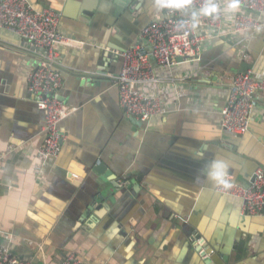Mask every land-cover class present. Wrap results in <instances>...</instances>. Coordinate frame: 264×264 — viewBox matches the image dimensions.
<instances>
[{
	"label": "crops",
	"instance_id": "obj_1",
	"mask_svg": "<svg viewBox=\"0 0 264 264\" xmlns=\"http://www.w3.org/2000/svg\"><path fill=\"white\" fill-rule=\"evenodd\" d=\"M28 1L58 13L60 32L82 44L55 46L58 96L74 110L59 123L60 154L42 161L44 115L27 88L40 51L0 27V242L34 264L69 252L92 264H264V217L243 215L206 177L217 158L249 186L264 165V88L248 133L220 124L234 73L264 75V26L235 33L222 5L225 23L196 60L155 67L163 108L139 121L108 73L119 70L115 52L161 17L154 0Z\"/></svg>",
	"mask_w": 264,
	"mask_h": 264
},
{
	"label": "built area",
	"instance_id": "obj_2",
	"mask_svg": "<svg viewBox=\"0 0 264 264\" xmlns=\"http://www.w3.org/2000/svg\"><path fill=\"white\" fill-rule=\"evenodd\" d=\"M224 1L218 0V3L222 6ZM199 3L200 0H193L194 5L198 6ZM239 9L230 17L233 32L251 33L264 26L257 16L264 14V0H240ZM247 10L255 11L256 14ZM58 18L59 14L52 9H34L28 0H0V27L21 36L40 51L41 61L29 73L27 88L34 97L36 107L44 115V140L39 150L42 161L60 154L63 135L59 123L74 110L58 96L63 78L55 65V46L82 44V41L60 32ZM189 19L190 14L164 10L161 17L151 20L142 29L135 43L115 52L120 59V67L118 72L108 73V79L116 86L118 103L127 115L144 121L161 113L163 101L155 67L169 68L178 62V58L196 60L203 40L212 34L211 31L217 33L225 23V15L221 12L216 19L202 18L200 27L194 31L181 28V22ZM253 74L249 68L238 69L228 86L220 124L234 136L248 133L250 114L256 105L253 95L257 89L264 88V75L255 77ZM231 176L233 187L228 190L216 188V191L240 199L243 215L264 217V165L256 168L249 186L238 184ZM126 185L131 187L130 182ZM0 264L34 263L15 256L8 244H0ZM58 264L92 263L69 252Z\"/></svg>",
	"mask_w": 264,
	"mask_h": 264
},
{
	"label": "clouds",
	"instance_id": "obj_3",
	"mask_svg": "<svg viewBox=\"0 0 264 264\" xmlns=\"http://www.w3.org/2000/svg\"><path fill=\"white\" fill-rule=\"evenodd\" d=\"M157 12L168 10L182 14H190V19L182 21L181 28L196 30L200 27L201 19L211 17L216 19L220 16L222 6L218 0H200L197 5L193 0H154ZM240 8V0H225L223 10L227 13H235ZM197 157H202V152L196 153ZM206 177L218 189L228 190L233 187L232 176L229 166L221 159L213 158L207 165Z\"/></svg>",
	"mask_w": 264,
	"mask_h": 264
},
{
	"label": "water",
	"instance_id": "obj_4",
	"mask_svg": "<svg viewBox=\"0 0 264 264\" xmlns=\"http://www.w3.org/2000/svg\"><path fill=\"white\" fill-rule=\"evenodd\" d=\"M247 11H249V12H251V13H256L255 11H252V10H247ZM183 59L182 58H178V61H182ZM94 169L97 171V172H99V173H101V174H103L104 172H105V169H104V166L102 165V164H98L96 167H94ZM102 170V171H101ZM110 181H111V183L113 184V185H115V186H117V183H115V181H113L112 179H109ZM130 188V187H129ZM135 188V187H134ZM0 244H4V243H1L0 242ZM5 245V244H4Z\"/></svg>",
	"mask_w": 264,
	"mask_h": 264
}]
</instances>
